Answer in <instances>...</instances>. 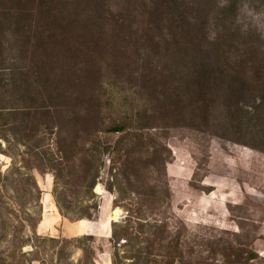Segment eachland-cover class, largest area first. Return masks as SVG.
<instances>
[{
	"label": "rangeland",
	"instance_id": "374dc122",
	"mask_svg": "<svg viewBox=\"0 0 264 264\" xmlns=\"http://www.w3.org/2000/svg\"><path fill=\"white\" fill-rule=\"evenodd\" d=\"M0 171V264H264V0H0Z\"/></svg>",
	"mask_w": 264,
	"mask_h": 264
},
{
	"label": "trees",
	"instance_id": "16d2710c",
	"mask_svg": "<svg viewBox=\"0 0 264 264\" xmlns=\"http://www.w3.org/2000/svg\"><path fill=\"white\" fill-rule=\"evenodd\" d=\"M2 113H4V112H2ZM109 131L111 132V133H118V132H123L124 131V128L122 127V126H115V127H111L110 129H109ZM86 165H87V163H86ZM91 168V170H94V172H95V174H94V176H93V183H92V187H94L93 188V191H94V189H95V187H96V181H97V179H98V173H96L97 172V170H95L93 167H90ZM83 176L84 175H86L87 173H88V170H84L83 171ZM0 175H1V171H0ZM24 176H26V178H29V179H32V177L30 176V175H24ZM57 175L55 176V185H56V183H57ZM33 182H34V189H36L38 192H42L41 191V189H40V187H39V185H38V183L36 182V180H34V178H33ZM0 185H2V181L0 180ZM56 200H57V198H56ZM56 203H57V207H58V209H59V211H60V213L62 214V209H61V206H60V204H59V202H58V200L56 201ZM40 220H39V222H38V224H37V226L35 227V229H34V234L37 236L36 238H38V239H41L40 238V235H38L37 233H36V228H38V225L40 224V222L42 221V212H41V215H40ZM94 217V216H93ZM93 217H82V218H79V219H77L76 221H82V220H91ZM113 228H112V236L114 235V236H116V234H117V231H118V229H121V228H125V226H126V223H113ZM87 237H91V238H94V235H86ZM51 240H55L54 238H51ZM89 249H93L92 247L90 248L89 247ZM94 250V249H93ZM34 262H41V260L40 259H37V258H34V259H32L31 260V264H33ZM42 263V262H41ZM28 264V263H27ZM30 264V263H29ZM83 264H87V263H83ZM91 264H96V261H95V259L93 258V261L91 262Z\"/></svg>",
	"mask_w": 264,
	"mask_h": 264
},
{
	"label": "crops",
	"instance_id": "0c3cea01",
	"mask_svg": "<svg viewBox=\"0 0 264 264\" xmlns=\"http://www.w3.org/2000/svg\"><path fill=\"white\" fill-rule=\"evenodd\" d=\"M57 207V206H56ZM57 210H58V208H57ZM56 210V211H57ZM43 220V219H42ZM87 221L86 220H82V221H78V227H80L81 229H84V228H86L87 227ZM110 226H111V223L109 224ZM51 226V223H50V225H47V226H45V223H43L42 221H41V223L39 224V226H38V231H39V234H40V232L41 231H44V230H46V231H48L47 229L49 228ZM79 228V229H80ZM37 231V232H38ZM111 231H112V229H111V227H107L106 226V229H105V233H106V237H111ZM50 232V231H49Z\"/></svg>",
	"mask_w": 264,
	"mask_h": 264
}]
</instances>
